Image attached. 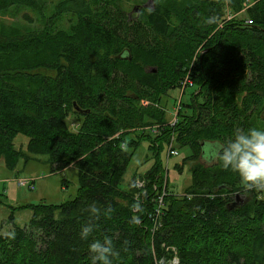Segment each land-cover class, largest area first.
I'll use <instances>...</instances> for the list:
<instances>
[{
  "label": "trees",
  "instance_id": "16d2710c",
  "mask_svg": "<svg viewBox=\"0 0 264 264\" xmlns=\"http://www.w3.org/2000/svg\"><path fill=\"white\" fill-rule=\"evenodd\" d=\"M47 1L41 27L0 24V159L10 170L24 158L13 138L25 136L23 153L46 156L51 172L75 167L78 187L67 202L28 205L22 228L10 213L0 264H92L89 245L105 237L118 253L113 264H264V192L200 157L205 143L247 130L264 99V0ZM11 6L43 16L35 0H0V12ZM64 17L66 27H54ZM192 84L172 124L140 104ZM68 116L81 118L73 129ZM156 123L159 135L143 132ZM141 139L154 158L138 174L144 193L133 175L120 187ZM168 142L205 164L189 166L178 195L162 187L158 152ZM236 195L246 201L231 206Z\"/></svg>",
  "mask_w": 264,
  "mask_h": 264
},
{
  "label": "rangeland",
  "instance_id": "374dc122",
  "mask_svg": "<svg viewBox=\"0 0 264 264\" xmlns=\"http://www.w3.org/2000/svg\"><path fill=\"white\" fill-rule=\"evenodd\" d=\"M35 1L36 3L44 4V8H41L40 13L43 16L38 17L37 12L32 7L11 6L0 12V24L5 27L12 25L23 30L41 27L42 23L40 18L43 19L51 12V4L47 0ZM241 11L242 10L238 13H241ZM24 16L26 17V20ZM65 17L69 16L65 15ZM65 17L58 23V25L57 23H54V27L65 28ZM195 88L196 87L192 84L184 89L169 90L166 92L165 96L160 99V104H151L145 99L140 101V104L142 107L150 106L158 109V111H162L163 113L161 116L164 115L162 117L164 122L171 124L175 118L173 110L179 105V101L181 103L189 101V96L194 92ZM199 99L200 98H198V100ZM261 107H264V99L262 100L261 105L253 110L249 128L255 127L264 130V112L260 114L259 111ZM143 119L147 120L148 118L144 117ZM80 120V117L68 116L66 122L68 125L70 124V128L73 129L76 122ZM146 126L147 127L143 126L144 128H141L145 133L152 128L154 132H149L152 138L154 135L160 134L158 132H160L161 129L158 128L160 127L158 123L148 124ZM128 136V134L125 135V137ZM26 141L27 138L19 134L15 135L13 138L14 147L22 152L24 158L17 160L12 169H6L4 161L2 158L0 159V233H6L10 229L11 226L7 223V218L10 213L13 217L14 225L22 228L26 225L30 217L31 212L28 205L37 204L40 201H43L46 204L67 202L74 198L77 192L78 172L76 168L69 165L60 171L51 172L50 164L48 163L46 156L33 155L27 152L23 153L25 151ZM148 143H150L149 140L141 139L132 151V155L122 177V182L120 184L121 188H124L125 183L129 181L132 175L134 179L130 180L140 179L138 174H142L152 164L154 158L150 156L151 151H148ZM171 146L178 150V153L176 155H169L167 146L162 145L158 152V160H160L162 168L165 169L163 172V179L167 180V186L162 184V187H165L169 192L178 195L188 188L190 178L188 170L189 166L196 163V161L203 165L205 164L199 157L194 160L184 159V157L188 155L189 149L187 147L177 149L172 142ZM182 161L184 162L183 164ZM174 165L181 166L179 169H176ZM18 178L31 179V182H33V188L29 189L24 186L19 188L16 187L15 183ZM132 186L134 189L139 190L140 193H144L142 186L137 188L134 183H132ZM236 197L237 198L233 200V202H236V206L246 201L242 196L237 195ZM166 264H176L175 258H171Z\"/></svg>",
  "mask_w": 264,
  "mask_h": 264
},
{
  "label": "clouds",
  "instance_id": "9594fccd",
  "mask_svg": "<svg viewBox=\"0 0 264 264\" xmlns=\"http://www.w3.org/2000/svg\"><path fill=\"white\" fill-rule=\"evenodd\" d=\"M203 158L208 162H219L225 170L235 172L246 191L264 192V130L255 127L247 130L237 128L227 140H214L202 145ZM90 213L99 218L102 210L95 204L89 206ZM111 205L103 209V215L110 218ZM93 230L91 223L80 232L82 239H87ZM92 264H113L114 251L111 237L102 241L95 240L89 245Z\"/></svg>",
  "mask_w": 264,
  "mask_h": 264
},
{
  "label": "built area",
  "instance_id": "2783aa9c",
  "mask_svg": "<svg viewBox=\"0 0 264 264\" xmlns=\"http://www.w3.org/2000/svg\"><path fill=\"white\" fill-rule=\"evenodd\" d=\"M174 120L175 119H173V122H174ZM153 132H154V130H153ZM167 150H168L169 155H176L177 154V150L173 146H171V142L168 144ZM140 179L138 178V180H133V183H134V185L137 188H139V187L142 186V182L140 181ZM15 184H16V187H18V188L21 187V186L27 187L29 189L33 188V182H31V179H29V178H26V179L18 178L16 180V183Z\"/></svg>",
  "mask_w": 264,
  "mask_h": 264
},
{
  "label": "water",
  "instance_id": "95a60500",
  "mask_svg": "<svg viewBox=\"0 0 264 264\" xmlns=\"http://www.w3.org/2000/svg\"><path fill=\"white\" fill-rule=\"evenodd\" d=\"M201 153H202V149H201ZM203 155H201L200 157H202ZM237 196V195H236ZM235 196V198L234 199H236L237 197ZM236 205V202L234 201V202H232L231 203V206H235Z\"/></svg>",
  "mask_w": 264,
  "mask_h": 264
}]
</instances>
